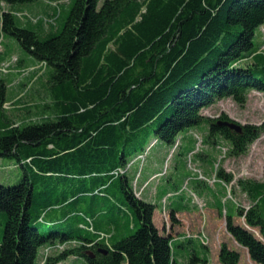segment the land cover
Here are the masks:
<instances>
[{"label":"trees","instance_id":"16d2710c","mask_svg":"<svg viewBox=\"0 0 264 264\" xmlns=\"http://www.w3.org/2000/svg\"><path fill=\"white\" fill-rule=\"evenodd\" d=\"M37 1L0 0V43L12 39L51 68L44 82L51 101L41 106L40 122L16 124L6 115L0 77V157L22 171L17 184H0V264L70 257L86 264H245V255L249 264H264V180L235 182L250 201L247 208L236 203V215L219 196L210 201L229 236L213 252L203 235L180 231L179 214L194 216L198 207L165 203L166 226L158 206L115 173L149 136L173 144L198 126L213 143L226 141L230 156L247 153L261 127L243 125L238 133L218 125L232 121L226 115L212 119L199 110L225 98L243 106L251 90L264 96V52L254 41L264 0H103L100 7L99 0H68L61 28L60 6L48 19L24 16L21 23L15 13ZM214 173L216 183L233 180L220 167ZM117 191L121 202L106 204ZM117 208L121 219L102 227L96 215Z\"/></svg>","mask_w":264,"mask_h":264},{"label":"rangeland","instance_id":"374dc122","mask_svg":"<svg viewBox=\"0 0 264 264\" xmlns=\"http://www.w3.org/2000/svg\"><path fill=\"white\" fill-rule=\"evenodd\" d=\"M46 2V0H38L33 5L21 7L24 8L23 11L15 14L22 22H24V16L33 20L38 18L48 19L47 16L49 15L47 14H50V10L45 7V5H48ZM102 2L103 0H99L97 7H100ZM67 3L68 0H51L50 6L59 5L60 8L65 7V10L64 8L61 10V15L56 21L59 28H61L67 11L71 6H67ZM26 27L31 28L28 25ZM254 41L264 52V25L255 33ZM18 47L19 50L17 52L22 58H32L34 60L19 45ZM2 71L7 72V68L4 66ZM50 71V67L43 68L44 76L34 83L24 81L23 88L27 92H23L21 96L11 95L12 92L10 90L7 91V102L2 107L9 111L16 124L37 122L43 116L44 112L43 110L41 111V106L51 101L49 90L44 84ZM20 78L21 76L18 77V79ZM10 87L11 85L8 88ZM23 103H33L35 107L33 108L31 104L26 106L28 110H24V106L19 107ZM44 111L50 112V110ZM199 111L203 116L212 119L224 114L242 126L254 125L261 127L263 131L259 138L249 145L247 153L239 157H233L228 154L229 145L226 141L214 139L213 143L207 137V129L199 126L180 133L176 136L177 138L173 144H165L154 138V135H151L147 139L143 150H138L130 155L126 167L122 169V173L127 175L129 183L138 197L152 200V202L147 201L158 206L157 211L166 226L169 225V217L166 213H161V207L165 209V203H169L174 209L181 208V203L191 208L198 207L199 209L197 208L194 216L193 213L179 214L180 231L193 235H203L202 237L207 239V242L211 245L210 248L214 252V249L219 248L220 244L229 236L225 230L224 218L219 217L215 210L212 211V209L208 208V201H211L210 204L215 205V202H217L215 198L217 199V196H219L217 200L222 202L221 206L224 207V210L226 202V209L228 208L229 214L236 215V203L247 208L250 205V201L239 191L235 182L238 179L264 180V96L257 90H251L243 106L236 104L230 98H225ZM189 150L192 151L188 153ZM219 167L233 177L230 184L225 185L222 181L214 182L216 180L214 172ZM154 173L157 174L154 177H150ZM21 175V168L14 160L0 157V184L13 186L19 182ZM202 182L207 183L210 188L203 186ZM231 189L233 190L232 192ZM177 190L181 194L182 199L177 195L173 196ZM218 190L220 193H218ZM165 192L172 193L171 197L166 196L161 200V196ZM120 199L119 191H117L115 196L112 195L111 200L106 202V204L120 203ZM100 201L101 198L97 197L95 202ZM87 212L89 213L88 210ZM90 214H92V211ZM121 214V211L117 208L113 213L96 215V219L98 218L99 224L103 227L108 219L120 217ZM212 216L218 217L214 225L211 224ZM3 218L4 216L0 213V238L3 232ZM136 228V225H134V230L129 231L126 235L135 231ZM45 249V247L41 248V255L46 251ZM57 252L52 250L50 255ZM246 258L247 256L245 255L243 258L245 259V264H249ZM38 264H43V260L40 259ZM59 264L86 263L81 258L74 259L70 257ZM212 264H218V262L214 260Z\"/></svg>","mask_w":264,"mask_h":264},{"label":"crops","instance_id":"0c3cea01","mask_svg":"<svg viewBox=\"0 0 264 264\" xmlns=\"http://www.w3.org/2000/svg\"><path fill=\"white\" fill-rule=\"evenodd\" d=\"M56 6L58 7L59 5H55L54 7L53 6L49 7V4L45 5V7L50 10V14H47V15H52V14L54 15L56 11V8H55ZM23 9L24 8H20V10L18 11L21 12L23 11ZM19 21L21 23L25 22V20L24 22H22V20H19ZM17 50H19V47L15 41L7 37L3 38L2 42L0 43V77L5 79V82L7 84V91L10 90L12 92L11 95H17L18 97V96H21L23 92H27L23 88L24 81H27L29 83H34L39 78L44 76V73H43V68L40 62L36 61L35 59L34 61L32 58H22V56L19 55ZM4 66H6L7 72H3L1 70L2 68H4ZM19 76H21L20 79H18ZM9 85H11L10 88H8ZM7 97H8V94L6 96V102H7ZM16 102H19V101H16ZM31 104H32V107L34 108L35 107L34 104L33 103ZM31 104L23 103L19 107L24 106L23 109L27 110L28 107L26 106L31 105ZM5 112H6V115L13 118L12 115L9 113V111L6 110ZM156 174L157 173L151 174L150 177H154ZM178 193L179 192H175V194H178ZM171 194L172 193H169L168 195H171ZM144 199L152 202V200H149L147 198H144ZM209 203L210 201H208L207 204L209 205Z\"/></svg>","mask_w":264,"mask_h":264},{"label":"water","instance_id":"95a60500","mask_svg":"<svg viewBox=\"0 0 264 264\" xmlns=\"http://www.w3.org/2000/svg\"><path fill=\"white\" fill-rule=\"evenodd\" d=\"M218 125L220 126H227L229 127L231 130H234L238 133L241 132V126L240 124L236 123L235 121H219Z\"/></svg>","mask_w":264,"mask_h":264},{"label":"built area","instance_id":"2783aa9c","mask_svg":"<svg viewBox=\"0 0 264 264\" xmlns=\"http://www.w3.org/2000/svg\"><path fill=\"white\" fill-rule=\"evenodd\" d=\"M115 173H122V169H118Z\"/></svg>","mask_w":264,"mask_h":264}]
</instances>
